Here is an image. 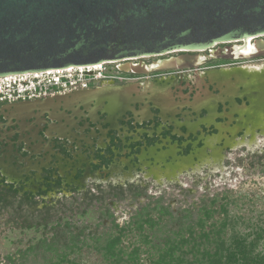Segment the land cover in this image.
Returning a JSON list of instances; mask_svg holds the SVG:
<instances>
[{
    "label": "flooded vegetation",
    "instance_id": "af4514ba",
    "mask_svg": "<svg viewBox=\"0 0 264 264\" xmlns=\"http://www.w3.org/2000/svg\"><path fill=\"white\" fill-rule=\"evenodd\" d=\"M258 40L190 52L192 69L155 71L185 52L106 63L83 88L0 103V213L43 231L91 212L94 229H117V204L133 209L127 226L147 205L223 194L237 164L264 159V56L240 59ZM199 191L183 208L166 198Z\"/></svg>",
    "mask_w": 264,
    "mask_h": 264
},
{
    "label": "water",
    "instance_id": "95a60500",
    "mask_svg": "<svg viewBox=\"0 0 264 264\" xmlns=\"http://www.w3.org/2000/svg\"><path fill=\"white\" fill-rule=\"evenodd\" d=\"M259 37L264 0H0V78L172 52L186 54L155 71L192 69L199 62L190 52ZM251 49L240 59L264 56V41Z\"/></svg>",
    "mask_w": 264,
    "mask_h": 264
},
{
    "label": "trees",
    "instance_id": "16d2710c",
    "mask_svg": "<svg viewBox=\"0 0 264 264\" xmlns=\"http://www.w3.org/2000/svg\"><path fill=\"white\" fill-rule=\"evenodd\" d=\"M225 197L226 193L222 195ZM217 201L218 195H215L201 199L200 205L193 208L177 211L161 203L145 206L133 216L129 225L117 226L106 236L102 247L105 261L114 260L115 264H264V256L253 257L260 235L250 243L237 236L227 243L228 215L223 205L216 208ZM24 222L27 228L32 227L28 220ZM87 229L89 227L69 224L44 228V235L49 237L16 251L15 255L6 257V262L26 264L27 257L33 255V264H59L65 260L64 251H75L84 244ZM97 231L88 233L96 243L101 239ZM131 233L136 240L123 246Z\"/></svg>",
    "mask_w": 264,
    "mask_h": 264
},
{
    "label": "rangeland",
    "instance_id": "374dc122",
    "mask_svg": "<svg viewBox=\"0 0 264 264\" xmlns=\"http://www.w3.org/2000/svg\"><path fill=\"white\" fill-rule=\"evenodd\" d=\"M236 167L237 170L233 174L231 181L227 185H220L218 189H215V192L226 193L225 199L222 198L223 194L218 196L216 208L218 205H223L227 211L229 223L227 226V243L229 244L234 240V236L243 237L247 243H250L257 235H260L253 257H261L264 256V159L260 165L257 163L250 165V159H246L241 164H237ZM200 193V191L194 192V197H186L184 199L181 196L176 197L174 195L170 198L166 196V198L172 200L170 205L173 209L177 207L183 208L185 205L179 204L180 202H183V200L186 203L197 201ZM131 210L133 209L128 210L124 204H117L118 228L128 223ZM18 214L11 208L0 213V264H7L6 257L15 255L16 251L24 250L30 245H35L44 237L50 236H45L42 229H26L21 226L18 221L20 220ZM72 220L77 227L88 223L89 229L85 232L86 239L84 244L76 248L75 251H64L65 260L59 264H115L114 260L105 261L104 251L102 250L106 236L111 233L113 228H109V224H106L105 227L101 225L97 229L101 239L96 243L91 240L88 234L97 225L93 213L89 212L86 218L75 216ZM130 229L131 227L127 228L126 231L128 232ZM136 238L132 233L128 234L123 246L127 247ZM33 257V255L28 256L29 260L27 259L28 262L26 264H33V260H31ZM54 258L57 259V257Z\"/></svg>",
    "mask_w": 264,
    "mask_h": 264
},
{
    "label": "built area",
    "instance_id": "2783aa9c",
    "mask_svg": "<svg viewBox=\"0 0 264 264\" xmlns=\"http://www.w3.org/2000/svg\"><path fill=\"white\" fill-rule=\"evenodd\" d=\"M103 65L105 64L96 68H69L0 78V103L39 99L77 87L83 88L94 80L107 78L101 73ZM93 73L97 74L96 77Z\"/></svg>",
    "mask_w": 264,
    "mask_h": 264
},
{
    "label": "bare ground",
    "instance_id": "6f19581e",
    "mask_svg": "<svg viewBox=\"0 0 264 264\" xmlns=\"http://www.w3.org/2000/svg\"><path fill=\"white\" fill-rule=\"evenodd\" d=\"M251 41H252V40H251ZM237 42H238V41H236V43H237ZM239 43H240V42H239ZM94 67L96 68V67H98V65H95Z\"/></svg>",
    "mask_w": 264,
    "mask_h": 264
}]
</instances>
